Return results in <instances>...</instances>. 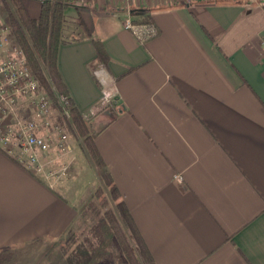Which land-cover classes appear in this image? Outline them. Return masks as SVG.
I'll list each match as a JSON object with an SVG mask.
<instances>
[{
    "label": "crops",
    "instance_id": "0c3cea01",
    "mask_svg": "<svg viewBox=\"0 0 264 264\" xmlns=\"http://www.w3.org/2000/svg\"><path fill=\"white\" fill-rule=\"evenodd\" d=\"M85 1H69L85 31L59 45L58 71L154 263L264 264V0ZM127 17L157 35L141 43ZM105 91L114 105L92 112ZM69 160L52 189L0 149V264H39L23 251L70 229L83 169Z\"/></svg>",
    "mask_w": 264,
    "mask_h": 264
},
{
    "label": "trees",
    "instance_id": "16d2710c",
    "mask_svg": "<svg viewBox=\"0 0 264 264\" xmlns=\"http://www.w3.org/2000/svg\"><path fill=\"white\" fill-rule=\"evenodd\" d=\"M68 0H45L37 18L31 17L23 0H0V10L5 14L12 40L22 49L26 65L36 77L42 91L47 93L54 105L58 93L67 96L57 66V50L67 41L65 26L68 22ZM75 21L85 31L81 17ZM87 33V32H86ZM97 56L93 70L102 62V51L95 42ZM70 99V118L59 117V121L80 140L85 153L96 169L101 185L95 190L101 208L93 203L88 207L95 211L90 226L82 239L69 253V264H95L106 251L117 250L123 253L129 264H155L153 257L141 237L133 218L121 195L105 168L104 161L95 144V128L86 120ZM70 230V229H69ZM67 230L66 233L69 231Z\"/></svg>",
    "mask_w": 264,
    "mask_h": 264
},
{
    "label": "built area",
    "instance_id": "2783aa9c",
    "mask_svg": "<svg viewBox=\"0 0 264 264\" xmlns=\"http://www.w3.org/2000/svg\"><path fill=\"white\" fill-rule=\"evenodd\" d=\"M32 1L42 4L45 0ZM68 1L83 3L85 0ZM116 1L129 4L142 0ZM123 28L141 43L158 32L152 23L135 22L130 17L124 19ZM54 94L56 105L27 67L24 52L12 40L0 10V149L17 164L40 176L52 189L68 176L71 160L65 156L72 152L67 130L59 121V117L70 118V99L55 89ZM114 103V95L105 91L92 112ZM173 178L177 184L182 183L180 174Z\"/></svg>",
    "mask_w": 264,
    "mask_h": 264
},
{
    "label": "rangeland",
    "instance_id": "374dc122",
    "mask_svg": "<svg viewBox=\"0 0 264 264\" xmlns=\"http://www.w3.org/2000/svg\"><path fill=\"white\" fill-rule=\"evenodd\" d=\"M74 2V1H72ZM37 3V2H36ZM83 3H86L84 1ZM40 7L41 4L37 3ZM28 8H31V5H28ZM38 8V7H37ZM92 9V8H91ZM32 10V9H29ZM70 12V11H68ZM92 20L95 18L94 15L98 14V10H92ZM3 18L5 20V14L3 13ZM68 22L65 26V36L66 39H70L73 36H79V25L73 18H68ZM67 133L69 135V143H73L76 146L80 147V140L70 131L69 128L65 127ZM80 150H75L69 155L65 156V159L68 160L72 158V164H78L83 171H81L80 175L76 177H72L75 181L76 186V195L80 196L74 199V202L78 206L76 219L70 227V230L65 233V235L59 239L54 241H45L44 243H37L35 247H32V251L23 253H37V259L39 264H68L67 257L69 253L74 249L76 244L82 239L83 234L86 232L88 226H90L92 222V218L95 214V211H92L90 207H88V203H93L96 209L101 208V204L99 202L98 196L95 194L96 187L100 186V180L98 174L94 175L90 172L88 168L87 161L83 162V154ZM74 157V158H73ZM85 163V165L83 164ZM71 164V166H72ZM71 170H69V177L72 176ZM78 193V194H77ZM83 199H80V198ZM80 200V201H79ZM36 250H34V249ZM29 249V248H27ZM25 249V250H27ZM24 250V249H23ZM34 250V251H33ZM23 256L27 257V254H23ZM95 264H129L124 258L123 253L117 250L106 251L102 254V257L97 260Z\"/></svg>",
    "mask_w": 264,
    "mask_h": 264
}]
</instances>
